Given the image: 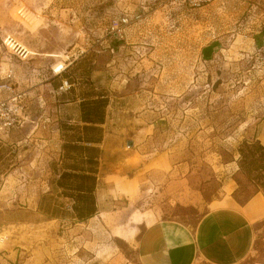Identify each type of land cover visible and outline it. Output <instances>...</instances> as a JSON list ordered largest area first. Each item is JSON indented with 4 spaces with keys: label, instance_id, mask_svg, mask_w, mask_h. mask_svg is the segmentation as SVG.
I'll list each match as a JSON object with an SVG mask.
<instances>
[{
    "label": "rangeland",
    "instance_id": "obj_1",
    "mask_svg": "<svg viewBox=\"0 0 264 264\" xmlns=\"http://www.w3.org/2000/svg\"><path fill=\"white\" fill-rule=\"evenodd\" d=\"M6 36L30 59L6 51ZM3 83L22 121L0 131V264H140L147 226H194L217 200L263 193L238 150L264 123V0H0ZM95 98L106 102L96 178L108 197L97 192L96 215L79 223L76 181L57 183L82 168L64 148ZM253 233L239 264H264V221Z\"/></svg>",
    "mask_w": 264,
    "mask_h": 264
},
{
    "label": "crops",
    "instance_id": "obj_2",
    "mask_svg": "<svg viewBox=\"0 0 264 264\" xmlns=\"http://www.w3.org/2000/svg\"><path fill=\"white\" fill-rule=\"evenodd\" d=\"M104 115L100 129L107 121L105 112ZM262 126L254 141L264 146V123ZM100 138L99 144L92 145L99 152L98 158L102 134ZM98 186L96 178L92 192L96 207L97 192H101L103 200L108 197L107 187L101 185L98 190ZM216 204L219 205L205 213L194 226L158 221L143 229L136 243L140 264H239L244 261L253 247V230L264 221V195L254 193L245 202L224 197Z\"/></svg>",
    "mask_w": 264,
    "mask_h": 264
},
{
    "label": "trees",
    "instance_id": "obj_3",
    "mask_svg": "<svg viewBox=\"0 0 264 264\" xmlns=\"http://www.w3.org/2000/svg\"><path fill=\"white\" fill-rule=\"evenodd\" d=\"M79 107L83 124L80 130L83 135L81 140H76L64 148V157L67 160L77 157L82 168L78 169L72 162L70 168L61 172L57 186L64 190L71 181H76L73 186L71 184L75 192L74 210L77 221L84 223L96 215V204L92 192L96 182L99 152L92 145L101 142V129L98 126L103 124L106 102L102 98L83 100ZM238 156L240 173L250 182H254L255 179L262 180L258 187L262 188L264 195V146L258 141L244 142L238 150Z\"/></svg>",
    "mask_w": 264,
    "mask_h": 264
},
{
    "label": "built area",
    "instance_id": "obj_4",
    "mask_svg": "<svg viewBox=\"0 0 264 264\" xmlns=\"http://www.w3.org/2000/svg\"><path fill=\"white\" fill-rule=\"evenodd\" d=\"M23 10L18 11V15L22 18ZM24 13V12H23ZM2 47L8 51L17 60L24 62L30 59L32 54L19 42H17L12 36H6L1 40ZM66 71V67L63 63L55 64L51 67V73L53 76L61 78ZM11 76H6L9 79ZM69 89V84L66 80L61 81L60 91H66ZM4 94H11L7 98H3ZM20 96L13 95L11 86L7 83L0 84V131L9 132L10 130L18 127L22 121L21 107L19 106Z\"/></svg>",
    "mask_w": 264,
    "mask_h": 264
},
{
    "label": "water",
    "instance_id": "obj_5",
    "mask_svg": "<svg viewBox=\"0 0 264 264\" xmlns=\"http://www.w3.org/2000/svg\"><path fill=\"white\" fill-rule=\"evenodd\" d=\"M132 144L131 143H129V146H131Z\"/></svg>",
    "mask_w": 264,
    "mask_h": 264
}]
</instances>
